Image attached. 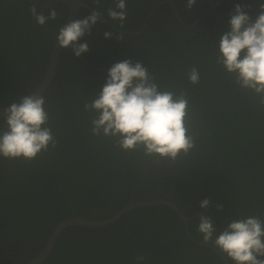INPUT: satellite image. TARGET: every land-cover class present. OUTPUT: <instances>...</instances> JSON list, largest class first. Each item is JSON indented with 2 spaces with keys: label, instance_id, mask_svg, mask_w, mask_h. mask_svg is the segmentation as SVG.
Instances as JSON below:
<instances>
[{
  "label": "trees",
  "instance_id": "16d2710c",
  "mask_svg": "<svg viewBox=\"0 0 264 264\" xmlns=\"http://www.w3.org/2000/svg\"><path fill=\"white\" fill-rule=\"evenodd\" d=\"M168 1L126 0L127 19L120 28L107 17L116 0L99 5L84 0L107 22L99 19L78 40L88 44L83 58L63 48L43 94L56 147L31 161L0 157V264L30 261L65 219L102 220L131 201L171 198L193 215L189 232L199 241L200 214L211 217L213 238L229 219H264V106L216 63V41L229 30L234 5L242 2L196 0L188 9L187 0ZM244 3L243 11L255 18L264 0ZM31 4L0 0V108L37 87L66 20L67 5L35 4L45 15L49 8L58 13L39 25L28 11ZM90 12L81 7L75 19ZM105 31L113 35L105 38ZM121 33L124 39L117 40ZM82 59L104 69L124 59L140 62L162 90H185L196 147L174 163L162 162L139 149L121 150L115 138L93 136L94 114L83 105L103 86L108 70ZM191 67L199 71L198 84L187 79ZM2 117L0 132L6 129ZM205 198L209 206L201 208ZM137 255L145 257L143 264H224L211 248L187 237L182 220L167 205L129 209L100 228L68 226L39 264H136Z\"/></svg>",
  "mask_w": 264,
  "mask_h": 264
},
{
  "label": "clouds",
  "instance_id": "9594fccd",
  "mask_svg": "<svg viewBox=\"0 0 264 264\" xmlns=\"http://www.w3.org/2000/svg\"><path fill=\"white\" fill-rule=\"evenodd\" d=\"M94 2L99 5L100 0ZM195 2L187 0L185 7L191 9ZM243 7L234 5V14L228 20L229 30L216 41V63L234 76V83L240 89L251 91L264 106V3L259 4L255 18L243 11ZM28 11L39 25L55 20L58 15L55 8H49L45 15L35 4ZM102 15L98 8H93L84 18L64 24L58 30L56 43L61 48L70 47L80 57L89 49L86 42L78 43V40L90 33ZM107 17L124 28L126 0H116L115 7L107 9ZM112 35L111 31L103 33L105 38ZM116 38L124 39V35L117 34ZM186 75L189 83H199L196 67H191ZM83 107L94 114L91 134L115 138L114 142L123 151L139 149L145 156L174 163L196 147L187 92L162 90L140 62L124 59L112 64L103 86ZM2 118L6 129L0 132V157L31 161L41 152L56 147L57 140L47 126L49 113L43 95L18 97V101L3 109ZM209 203L205 198L199 206L207 208ZM215 207L217 211L223 210L222 204ZM198 221L197 231L202 234L203 242H211L233 264H264V219L260 216L229 219L215 238L216 227L211 217L200 214ZM144 260L143 255L135 257L136 264H143Z\"/></svg>",
  "mask_w": 264,
  "mask_h": 264
},
{
  "label": "water",
  "instance_id": "95a60500",
  "mask_svg": "<svg viewBox=\"0 0 264 264\" xmlns=\"http://www.w3.org/2000/svg\"><path fill=\"white\" fill-rule=\"evenodd\" d=\"M27 1L32 3V4H36V5H52L54 3H62V4L67 5L68 11H67V16H66V20H65L64 24L68 23L71 20H74L77 12L79 11V9L81 7H85L87 9H89L90 11L93 10L82 0H27ZM242 2H243L242 6H245L244 0ZM243 9H244V7L242 8V10ZM62 50H63V48L59 47L58 44L55 42V44L53 45V47L50 51L49 57H48V62L46 65V70L44 72V76H43L42 80L39 82V84L37 85V87L33 91H31L29 94L35 93V94L43 95L46 92L48 86L50 85L52 79L55 76L59 56H60V53ZM82 60L86 64H88L90 66H94L95 68H97L99 70H108V69L100 68L96 65H93L86 59H82ZM7 106L0 108V117L3 116V109L6 108ZM144 205H167V206H169L182 220L185 233L190 240H192L195 243L204 245L208 248H211L212 250L217 252L221 256V258H224L227 261L226 257L224 255H222L213 246V244L205 243L203 241H199L198 239L194 238L191 235V233L189 232L188 221L193 218V215L187 216L180 209V207L173 200H171V198H164V199H149V200H142V201H131V202L127 203L126 205H124L122 208H120L118 211H116L114 214H112V215H110L107 218L102 219V220H92V219L83 218L80 216L65 219L55 226V228L52 230L49 238L47 239L44 247L30 261H28L25 264H39L43 259H45L46 256L54 248L55 243H56L60 233L62 232V230L68 226L79 225V226L89 227V228L104 227L106 225H109L110 223L117 222L119 220V218L129 209L139 207V206H144ZM227 264H230V263H228V261H227Z\"/></svg>",
  "mask_w": 264,
  "mask_h": 264
},
{
  "label": "flooded vegetation",
  "instance_id": "af4514ba",
  "mask_svg": "<svg viewBox=\"0 0 264 264\" xmlns=\"http://www.w3.org/2000/svg\"><path fill=\"white\" fill-rule=\"evenodd\" d=\"M168 1V0H167ZM243 0H241V2H242ZM169 3H171L172 4V2L171 1H168ZM243 3V2H242ZM198 5H200V3L198 2ZM38 6H41V7H48V6H51V5H38ZM172 6H173V4H172ZM85 8V7H84ZM227 14H229V13H227ZM100 19L102 20V21H105V22H107L106 20H105V18H103V16H101L100 17ZM177 19H178V21L181 23V24H183L184 25V23L181 21V19L179 18V16H177ZM196 24V22H194L193 23V25L192 26H194ZM111 25V24H110ZM112 26V25H111ZM56 42V41H55ZM55 44V43H54ZM53 44V45H54ZM53 47V46H52ZM52 49V48H51ZM62 52V51H61ZM50 54V53H49ZM61 54V53H60ZM214 251V250H213ZM215 252V251H214ZM216 254L219 256V258L221 259V261L222 262H224V264H227V261L224 259V258H221V256L216 252ZM228 263H229V261H228ZM231 264V263H230Z\"/></svg>",
  "mask_w": 264,
  "mask_h": 264
}]
</instances>
